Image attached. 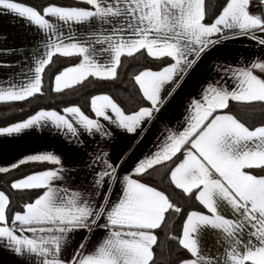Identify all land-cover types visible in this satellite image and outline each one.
<instances>
[{
  "label": "snow or ice",
  "instance_id": "snow-or-ice-1",
  "mask_svg": "<svg viewBox=\"0 0 264 264\" xmlns=\"http://www.w3.org/2000/svg\"><path fill=\"white\" fill-rule=\"evenodd\" d=\"M80 2L88 7L55 3L27 6L18 0H0V12L25 19L46 39V51L35 59L30 75L19 85L0 87V103L41 94L44 74L56 56L80 57L78 63L55 75L54 91L59 93L89 77L115 80L123 58L146 52L155 60L171 61L159 70L145 68L133 77L146 104L129 113L110 95H95L90 100L95 118L79 106L65 107L63 114L41 110L22 122L0 127V136H14L42 125H51L73 138L79 137L80 129L111 135L101 118L124 134L143 133L145 123L156 120L217 45L243 35L264 46V35H257L264 34V0H257L255 11L254 0H225L210 23V0ZM93 20L110 25L109 31L81 37L74 29ZM214 72L220 79L208 82L200 97L190 101L187 126L182 131H169L155 152L138 159L132 174L122 177V196L117 202L110 203L103 191L105 187L110 190V181H117L118 169L108 153L98 154L90 165L94 192L100 191L104 197L99 205L82 198L78 190L54 186V181L63 179L62 167L12 182L13 190L42 192L11 217L10 196L0 190V247L26 258L29 264H155L156 230L165 224L166 214L180 213L181 208L165 191L133 176H143L182 153L183 159L169 169L170 182L184 194L194 195L207 211L189 212L181 235L172 237L191 257L180 264H219L201 252L199 236L204 229L222 234L226 244L223 264H264V175L253 174V170L264 171V123L250 127L226 111L230 101L264 104V59L236 67L216 64ZM30 162L62 165L60 156L48 151L0 166V173ZM97 163L102 169H95ZM218 202L226 203L234 217L221 214ZM102 218L105 222L99 223ZM97 228L105 229L106 234L92 252L76 250L70 259L62 258L72 234L81 229L91 233ZM84 248L82 242L79 249Z\"/></svg>",
  "mask_w": 264,
  "mask_h": 264
},
{
  "label": "crops",
  "instance_id": "crops-1",
  "mask_svg": "<svg viewBox=\"0 0 264 264\" xmlns=\"http://www.w3.org/2000/svg\"><path fill=\"white\" fill-rule=\"evenodd\" d=\"M74 29L81 37H86L98 31L107 33L110 25L93 20L88 24L76 25ZM257 35L264 34L257 33ZM45 42L44 35L25 19L12 13L0 12V87L6 88L11 84L22 83L30 75L29 70L34 67L35 59L46 51ZM256 59H264V46L259 45L256 40L243 35L227 39L203 57L196 70L186 78L182 87L161 109L156 120L150 124L145 123L146 130L143 133L138 131L136 134H124L116 125L102 118L101 123L111 133L109 136L95 132L88 134L80 129L79 137L73 138L69 133L51 125L33 127L14 136H0V166H10L30 154L54 152L60 156L62 165H54L53 168L47 170L60 167L64 169L61 173L63 179L54 181V186L68 188L69 191L78 190L82 193V198L90 199L99 205L104 197L100 191L94 192V173L90 165H93V160L98 154L108 153L111 157L110 162L118 169L117 181H110V190L105 187L103 191L108 193L109 202L115 203L122 196V177L132 174L138 159L155 152L169 131H182L187 126L190 101L200 97L201 90L207 86L208 82L220 79L214 72V66L216 64L244 66ZM170 87L171 85L168 86ZM167 92L166 88L165 96ZM59 112L62 113V111ZM90 117L95 118L94 113ZM182 159L181 154L180 160ZM94 167L100 170L102 164L97 163ZM136 177L133 176L137 179ZM218 207L221 214L234 217L235 214L226 203L218 202ZM206 211L205 209L200 212ZM104 222L103 218L99 221V223ZM105 234L106 230L99 228L91 233L83 229L76 231L70 236L62 258L70 259L76 250L83 253L92 252ZM199 239L202 254L223 264L226 244L222 234L216 230L204 229ZM82 242L85 248L79 249ZM0 264H29V261L0 247Z\"/></svg>",
  "mask_w": 264,
  "mask_h": 264
},
{
  "label": "trees",
  "instance_id": "trees-1",
  "mask_svg": "<svg viewBox=\"0 0 264 264\" xmlns=\"http://www.w3.org/2000/svg\"><path fill=\"white\" fill-rule=\"evenodd\" d=\"M18 2L30 6L47 5L48 3H55L60 6H87L79 0H18ZM256 2L257 0H254L253 11H255ZM224 3L225 0H210L207 22L210 23L219 14ZM79 60L80 57H54L52 65L46 69L44 74L41 94H37L24 101L0 103V127H6L23 121L41 110H55L59 112L69 106H79L85 114L92 116L93 112L91 111L90 100L92 96L99 94L110 95L126 112L130 113L142 104H146V102L142 101L138 86L135 85L133 77L145 68L159 70L166 63L171 62L170 60H155L149 57L146 52H142L132 58H123V63L118 69V76L115 80L89 77L82 84L65 89L59 93L54 91L55 75L59 74L63 68L78 63ZM226 111L236 115L237 118L250 127L259 126L261 123H264V104L262 103L243 104L232 101L230 102L229 109ZM181 154L174 157L172 161L150 170L147 174L136 177L141 182L157 187L158 190L165 191L176 206L181 208L180 213L170 212L166 214L165 224L161 229L156 230L159 243L154 248L156 253L155 264H180L182 259L191 258L190 254L178 244V240L172 239V237H179L181 235L183 222L189 212L205 211L203 206L195 200L194 195L189 196L184 194L170 182L169 169L180 161ZM53 167L54 165L50 163L30 162L8 173H0V190L9 194L11 200L9 217L15 211H21L25 203L32 202L42 192L40 189L27 191L13 190L11 189V183L34 172L44 171ZM253 173L264 175V171L259 169L253 170Z\"/></svg>",
  "mask_w": 264,
  "mask_h": 264
}]
</instances>
